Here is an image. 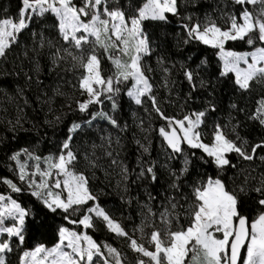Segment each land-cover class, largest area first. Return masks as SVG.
Returning <instances> with one entry per match:
<instances>
[{
  "label": "snow or ice",
  "instance_id": "6c2138e0",
  "mask_svg": "<svg viewBox=\"0 0 264 264\" xmlns=\"http://www.w3.org/2000/svg\"><path fill=\"white\" fill-rule=\"evenodd\" d=\"M202 2L2 9L0 264H264V0ZM41 113L52 135L12 147Z\"/></svg>",
  "mask_w": 264,
  "mask_h": 264
},
{
  "label": "trees",
  "instance_id": "16d2710c",
  "mask_svg": "<svg viewBox=\"0 0 264 264\" xmlns=\"http://www.w3.org/2000/svg\"><path fill=\"white\" fill-rule=\"evenodd\" d=\"M215 3H216V0H203L201 5L198 6L197 11L200 12L201 14L204 11L211 12ZM17 6H18V0H0V16H2L4 14L2 11L3 8H5V7L9 8L8 14L11 15L17 11ZM174 27H175V25L170 26L169 31H172ZM171 43H172V41L170 40V44ZM241 47H243V46H241ZM202 54H207L209 56L212 55L211 51H208L207 53L197 52V57H199ZM180 58L181 57H177V59H180ZM150 63L152 64V66L154 68L156 67L155 58H153V60ZM152 75H154V83L158 86V91L160 92V94L162 96L166 95V90L163 87H161V85L163 84L164 73L161 72L160 70H157ZM172 76L174 79H181V77L177 76L175 71H173ZM181 87H183L184 90L186 91V85L181 86ZM229 96H230V93H226V92L221 93L220 104H221V108L225 111L227 110V105L229 103ZM4 106L8 107L9 111L7 113V116L9 119H12L16 115L14 106L11 104H7L6 102L4 103ZM56 107L57 108L59 107V101L57 102ZM174 111H175V109H173L171 107L169 108L170 113H174ZM25 114L27 115L29 120L35 118V114L32 112V110L30 108L25 109ZM4 115H5L4 113L0 112V137H10L12 135V133L7 130V127H6V125L4 123V119H3ZM48 118L51 119V116H49ZM38 119H39V123H37L36 128L31 127L30 123H26L24 125V127L26 129H29V131H27V132L21 131L19 144L14 143L11 145L12 147L25 146L29 142L35 143V141L38 138L42 137L44 135V133H47L48 136L52 135L53 129L51 127L41 126L43 124V119H44L43 113L40 114V117ZM128 120H129V124H131V118L130 117H128ZM133 130H135V129H133ZM138 135H139V133H138ZM130 136H131V134H129V140L126 142L127 147H126L125 151L128 155V162H134V155H135L136 148H135V145L131 142ZM39 147L42 151H47L49 145L41 144ZM3 159H4L3 149H0V175H10V173H8L6 168L3 166V163H2ZM97 175L100 177L101 181L105 180L104 173L102 171L97 172ZM118 179H119V177L115 173H113L111 176H109L107 179V183L110 184V188L107 190L114 189ZM101 186H103V185H101ZM28 199H29V197H27V196L24 197V200L26 202L28 201ZM105 199L108 200L110 207L112 204L118 203L117 197L115 195H113L110 198H105ZM141 199L143 200L144 197L141 196ZM124 212H125V215H127V208L124 209ZM136 213H137V206L134 203L132 206V214H133V216L136 217V222L138 223L139 222V216L136 215ZM116 218L120 219L119 212H116ZM30 243H31V241H30ZM11 264H17V255L15 253L11 256Z\"/></svg>",
  "mask_w": 264,
  "mask_h": 264
}]
</instances>
